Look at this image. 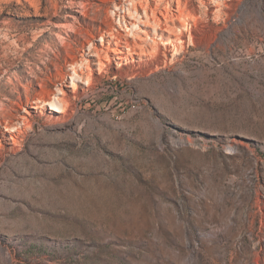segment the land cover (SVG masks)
Masks as SVG:
<instances>
[{"label": "rangeland", "instance_id": "1", "mask_svg": "<svg viewBox=\"0 0 264 264\" xmlns=\"http://www.w3.org/2000/svg\"><path fill=\"white\" fill-rule=\"evenodd\" d=\"M0 264H264V0H0Z\"/></svg>", "mask_w": 264, "mask_h": 264}]
</instances>
